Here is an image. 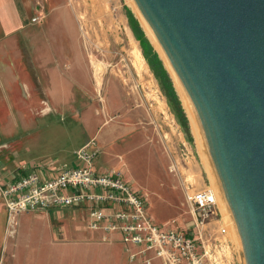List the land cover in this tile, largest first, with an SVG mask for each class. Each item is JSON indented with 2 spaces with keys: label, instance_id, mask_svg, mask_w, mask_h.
I'll list each match as a JSON object with an SVG mask.
<instances>
[{
  "label": "crops",
  "instance_id": "1",
  "mask_svg": "<svg viewBox=\"0 0 264 264\" xmlns=\"http://www.w3.org/2000/svg\"><path fill=\"white\" fill-rule=\"evenodd\" d=\"M51 1L42 19L31 21L35 15L31 0H0V116L8 120L12 108L36 111V116H20L19 122L34 126L33 144L39 148L27 159L12 148L18 134L1 141L0 180L31 170L42 178L52 177L63 164L80 165L75 151L89 143L95 151V171H119L145 195L151 220H161L153 203L176 207L171 199L183 183L169 168L166 148L146 127L111 113L97 84L99 69L90 64L72 10L64 0ZM51 110L69 115L71 132L62 128L59 135L41 118V112ZM10 118L6 127L18 131L20 125ZM182 190L186 206L180 203L179 219L163 220L175 219L188 232L182 227L193 224L194 216L185 199L188 193ZM220 247L215 260L220 257L223 264H235L236 252L230 243L222 242ZM0 264L162 263L158 258L150 263L129 259L119 233L89 227L85 206L10 214L0 196Z\"/></svg>",
  "mask_w": 264,
  "mask_h": 264
},
{
  "label": "water",
  "instance_id": "2",
  "mask_svg": "<svg viewBox=\"0 0 264 264\" xmlns=\"http://www.w3.org/2000/svg\"><path fill=\"white\" fill-rule=\"evenodd\" d=\"M191 113L244 264H264V0H133Z\"/></svg>",
  "mask_w": 264,
  "mask_h": 264
},
{
  "label": "rangeland",
  "instance_id": "3",
  "mask_svg": "<svg viewBox=\"0 0 264 264\" xmlns=\"http://www.w3.org/2000/svg\"><path fill=\"white\" fill-rule=\"evenodd\" d=\"M31 1L33 7H35L34 16L38 17L37 20H41L44 11L51 7L52 1ZM64 1L72 10L73 17L78 22L79 35L84 43L85 52L88 53L92 68L94 69V66H97L99 69L97 84L101 87L103 102L107 104L111 113L120 114L129 121L149 129L152 135L166 148L170 170L183 182L175 190L171 199L177 208L165 207L166 205L163 203L161 207L158 202L153 203V210L159 212V217L162 218L153 222L158 226H167L172 219L163 220L164 218L173 216L179 219L181 215L180 203L184 202L181 194L182 188L188 194L199 189H210L216 198L214 212L206 219L197 222V225L195 219H193L195 227L193 224H189L187 227L182 228L194 232L198 236V243L204 246L207 253V264H223L220 257L215 260L217 247L221 249L220 244L222 242L223 245H226L227 242L230 243L231 248L235 250V264H244L242 252L218 191L207 156L204 154V148L203 151L198 148L192 132L190 117L181 95L176 89L175 82L166 68L164 60H162L177 94L179 106L185 117L186 128L179 115L178 106L170 102L162 91L158 79L143 55L139 40L133 34L128 19L129 14L134 16L145 36L149 39L143 24L137 17L136 10L129 0ZM150 43L156 50L151 41ZM138 54L144 59L145 63L140 70L137 68L135 61ZM158 55L160 56V54ZM160 58L162 59L161 56ZM10 111L12 113L10 115H13L9 116V118H13H10V121L18 122L20 126L18 131L13 126L12 128L10 126L6 127L7 124L5 123L9 118L6 120V117L0 116V142L8 139L10 135L18 134L19 140L13 139L11 141L12 148L19 154H23L25 158H31L39 150L33 144L34 126L32 124H22L19 120L20 116H36L37 112L25 108H12ZM40 116L46 120L45 122L50 123L52 128L57 129L59 135L61 134L59 130L62 128L65 129L64 132H66V128L69 132L74 128L71 122L72 119L64 110L44 111L41 112ZM24 153L27 155H24ZM185 199L187 200V195ZM183 205L186 206V202ZM189 218L190 214L187 219ZM177 224L179 225L178 222ZM229 238L233 241L229 242Z\"/></svg>",
  "mask_w": 264,
  "mask_h": 264
},
{
  "label": "built area",
  "instance_id": "4",
  "mask_svg": "<svg viewBox=\"0 0 264 264\" xmlns=\"http://www.w3.org/2000/svg\"><path fill=\"white\" fill-rule=\"evenodd\" d=\"M89 146L84 144L75 151L80 165L63 164L52 177L42 178L31 170L0 180V196L8 213L85 206L89 227L119 233L131 260L207 264L205 248L193 232L182 230L173 220L167 226L156 225L147 213L145 195L133 189L119 171H95V151ZM187 201L196 225L215 210L216 198L210 189L187 194Z\"/></svg>",
  "mask_w": 264,
  "mask_h": 264
},
{
  "label": "trees",
  "instance_id": "5",
  "mask_svg": "<svg viewBox=\"0 0 264 264\" xmlns=\"http://www.w3.org/2000/svg\"><path fill=\"white\" fill-rule=\"evenodd\" d=\"M129 23L131 26V29L133 31V34L135 37L139 40L143 55L149 64L150 68L152 69L154 75L159 81L160 87L168 100L170 102H173L178 107L179 115L181 119L184 121V127L186 128V121L184 114L182 113V110L179 106L177 94L175 92L174 86L172 84V80L170 78V75L167 71V69L164 67V64L162 62V59L158 55L157 51L153 48L151 45L149 39L145 36L142 28L138 24L137 20L134 18L132 14L128 15Z\"/></svg>",
  "mask_w": 264,
  "mask_h": 264
},
{
  "label": "bare ground",
  "instance_id": "6",
  "mask_svg": "<svg viewBox=\"0 0 264 264\" xmlns=\"http://www.w3.org/2000/svg\"><path fill=\"white\" fill-rule=\"evenodd\" d=\"M129 2L131 3L132 7L136 10V12H137V13H136V14H137V17L139 18L140 22L143 24V27H144V30H145L147 36L149 37L150 41L152 42V44L154 45V47H155L156 50L158 51V54H160V56L162 57V60H164L165 66H166V68L169 70V72H170V74H171V76H172V78H173V80H174V82H175L176 89H177V91L179 92V95H181V98H182V101H183L184 106H185V108H186V111L188 112V115H189V117H190L191 125H192V132H193V135H194V137H195V139H196V142H197L198 148H199L200 150L203 151V145H202V143H201V140H200L199 134H198V132H197L196 126H195L194 121H193V119H192V116H191V113H190L189 108H188V106H187V103H186V101H185V98H184V96H183V93H182V90H181V88H180V85L178 84V82H177V80H176V78H175V76H174V74H173V72H172V70H171V68H170V66H169V64H168V62H167V60H166V58H165V56L163 55V53H162V51H161V49H160V47H159V45H158V43H157V41H156L154 35H153V33H152L150 27L148 26V24L146 23V21L144 20V18L142 17V15L139 13V11H138V9H137V7H136L134 1H133V0H129ZM135 61H136L137 68H138L139 70H140L141 67H143V66L145 65V63H144V59H143L139 54L136 55V60H135ZM138 69H137V70H138ZM141 69H142V68H141ZM144 71H145V70H144ZM147 73H148V72H147ZM147 73H145V74H147ZM150 81H151V80H150ZM162 108H163V107H162ZM204 154H205V152H204ZM204 157H205V156H204ZM205 158H206V157H205Z\"/></svg>",
  "mask_w": 264,
  "mask_h": 264
}]
</instances>
